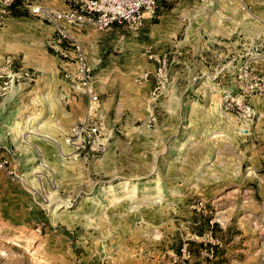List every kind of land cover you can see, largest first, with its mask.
<instances>
[{
  "label": "rangeland",
  "instance_id": "obj_1",
  "mask_svg": "<svg viewBox=\"0 0 264 264\" xmlns=\"http://www.w3.org/2000/svg\"><path fill=\"white\" fill-rule=\"evenodd\" d=\"M69 1L0 0V264H264V145L244 139L261 118L239 96L263 93L264 63L223 79L202 49L177 89L157 69L128 111H98L88 140L72 134L86 104L11 53L13 17L56 24L35 7ZM56 33L43 45H67Z\"/></svg>",
  "mask_w": 264,
  "mask_h": 264
},
{
  "label": "crops",
  "instance_id": "obj_2",
  "mask_svg": "<svg viewBox=\"0 0 264 264\" xmlns=\"http://www.w3.org/2000/svg\"><path fill=\"white\" fill-rule=\"evenodd\" d=\"M11 21L15 41L12 56L20 57L26 67L41 70L47 80L67 84L62 95L68 101L77 95L84 111L89 97L85 86L77 75L75 78L68 73L69 80L62 75V69L77 70L74 43L80 46L89 67L88 88L97 96L99 113L104 118L110 113L128 111L134 101L129 100L150 90L152 76L157 75L160 67L157 77L167 82L165 94L167 89L172 91L177 84L181 85L184 69L196 66L205 48L219 50L225 62L223 79H230L231 74L233 80L243 78L241 70L247 64L251 68L248 78L258 77V64L264 63V43L258 52V0H176L174 6L158 11L156 18L146 20L138 29L119 24L105 30L91 24L81 29L66 26L72 44L67 42L64 47L55 45L50 49L43 43L52 37L56 24L18 16ZM239 96L261 118L244 139L255 147L264 145V90L261 95Z\"/></svg>",
  "mask_w": 264,
  "mask_h": 264
},
{
  "label": "built area",
  "instance_id": "obj_3",
  "mask_svg": "<svg viewBox=\"0 0 264 264\" xmlns=\"http://www.w3.org/2000/svg\"><path fill=\"white\" fill-rule=\"evenodd\" d=\"M161 1L167 0H74L78 7L69 1L67 9L56 11L49 7L37 5L35 11L43 12L56 22V36L53 43L61 44L62 41H69L66 26L83 28L86 24L93 25L96 29L105 30L114 24L125 25L138 29L146 20L154 19L158 16V8ZM77 53V76L79 82L85 86L89 95L86 103V115L82 121L73 129V135L83 136L88 140H95L101 129V121L96 116L98 98L88 88L89 67L83 57L82 50L77 43H74ZM159 68V72H160Z\"/></svg>",
  "mask_w": 264,
  "mask_h": 264
}]
</instances>
